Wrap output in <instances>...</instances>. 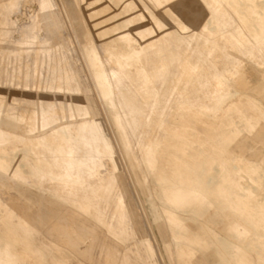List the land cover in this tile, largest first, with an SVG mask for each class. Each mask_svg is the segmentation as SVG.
Returning <instances> with one entry per match:
<instances>
[{
	"label": "bare ground",
	"instance_id": "1",
	"mask_svg": "<svg viewBox=\"0 0 264 264\" xmlns=\"http://www.w3.org/2000/svg\"><path fill=\"white\" fill-rule=\"evenodd\" d=\"M62 2L93 93L52 0L19 39L0 12V264H68L35 241L47 223L71 247L103 227L112 264H160L140 203L176 258L264 264V0Z\"/></svg>",
	"mask_w": 264,
	"mask_h": 264
},
{
	"label": "rangeland",
	"instance_id": "2",
	"mask_svg": "<svg viewBox=\"0 0 264 264\" xmlns=\"http://www.w3.org/2000/svg\"><path fill=\"white\" fill-rule=\"evenodd\" d=\"M52 1L56 5V7L58 8L59 12L61 13L63 20H64V23L68 24V25L65 24L66 29H67V37L70 39L72 48H73L74 53H75V58H76L77 64H78V66H80V69L82 70L86 79L88 77L87 83H88V85H90V89H92L93 86H92L91 80L89 79L90 76H89L87 67L85 65V61L80 56V48L82 47V45L86 41L84 38H86L88 36V33L86 32V30H87L86 22L84 20L79 19L78 22H76L74 24H70L69 23V16H68V14H66V12L64 10L62 0H52ZM76 1H78V0H76ZM12 2L14 5H16V7L14 5H13L14 7L13 6L8 7V0L7 1L6 0H0V4L2 5V6L0 5V12H1V17L3 14L7 13L8 17H10L9 19H11V21L13 23H15V25H12V27L16 31L13 30V28H12V30H11L12 33L11 32L10 33L13 35L14 39L16 37H18L16 39H19L23 35L22 31L23 32L28 31L31 27L34 26L35 22L38 20V17H37L38 12H39V10L41 11V0H12ZM35 13H36V15H35ZM33 16H35V17H33ZM30 21H31V23H30ZM17 26L19 29L16 28ZM22 28H24L25 30L24 29L22 30ZM36 31L40 32L41 35H43L44 29L38 25L36 27ZM0 34H2L1 31H0ZM1 36L2 35H0V39H1ZM3 44H5V43L3 42ZM6 45H9V46H13V45L14 46H23L24 45V46H26V44H20V42H18V41H14V42L8 41V42H6ZM7 50H9V49L8 48L0 49V52L7 51ZM18 75H20V74L18 73L17 76ZM5 76H6V74L2 75V80H5ZM16 81L18 82V79L15 80V82ZM13 90H14V92H12V95L16 96L17 92L15 91V89H13ZM92 91L94 92L93 89L91 90V92ZM95 99H96V101H98V103L96 102L97 111H98V114L101 118V122L104 125L105 134L108 138L110 137L109 139L112 141V145L116 151V154H118L117 157H120V159H118L120 170L124 173L126 178L128 177L127 180L129 179L131 181L129 183V186L132 185V188L131 187L130 188H131V190L135 191V192L132 191V195L134 198L135 197L137 198V199L135 198V200H137V205H138L140 203L139 197L142 198L144 196V194H143L142 190L140 189V187H138V186H136L137 191L135 190V188L133 186V181L131 180L129 173H128V170L126 168L125 160L122 157V155H120L119 152H117L118 147L116 145V142H113V140H112L114 138L113 129H112V127H111V125L107 119V116L105 114V111H104L99 99L97 97H95ZM209 119L213 120V116L211 115L209 117ZM259 120H262V119L259 118ZM108 128H109V130H108ZM109 131H111V132H109ZM110 133H112L113 136H111ZM114 141H115V138H114ZM120 160H122V162H124V163L120 162ZM120 163H122V164H120ZM122 167L125 168L127 174L124 172L125 170H123ZM3 195L5 198L14 197V192L11 190H7L3 193ZM9 204L12 205L16 211L17 210L20 211V209H18V207H16V204L14 205L12 203V201ZM139 207H141V208H139ZM145 207H146V205H145ZM138 211H140V222L143 225L146 234L150 237V239L152 241V245L154 246L155 257L157 256V259L159 258L158 261L160 264H165V262H166V264H195V262H194V260L196 259L195 256H194L193 260L189 261L190 257H188V255L185 257H182V258H176L173 253L170 254L168 252L166 246H165L166 244L164 242V239L161 236V233L159 232V228H158L157 223H154L152 225V228H151L149 221L146 217L142 203L139 204ZM141 211H143V212H141ZM143 214H144L145 219L143 217H141V215L143 216ZM142 218H143V220H142ZM143 221L146 224L143 223ZM70 224H72L71 221L66 223V225H70ZM61 225H63V224H61ZM51 226H52V223H47L44 226L43 225H37V227L34 229V235H33L35 241L39 245L48 246V251L50 252V255H49L50 259H51L52 255H56L57 257L62 256L63 250H60L59 247H60V245H64V246L66 245L70 248V255H69V258L67 261L68 264H82V263H80V260L83 261L84 264H112L113 260H112V256L110 255L109 252H111L112 247L115 246L116 243L111 241L110 236L105 232V229L103 227L96 225V229L94 232L95 238L92 236H86V237H83L84 235L80 236V240L78 241L77 245L74 247H71L68 244H66V242L64 241L65 239H64V237H62L61 232H60L61 229L55 228L54 230H52V233H50V234L47 233L50 231ZM75 229L76 228H70V227L68 228V230L70 232L71 231L73 232L72 233L73 236L78 234V232ZM96 240H97V243H96ZM90 244H92V245L89 248L88 253L83 255L82 251L84 249H86ZM79 250H82V251H79ZM161 253L163 254L164 260H163ZM196 253H198V252H196ZM31 260L32 259H30L29 262H31ZM160 260H161V262H160ZM197 264H204V262H202V263L198 262Z\"/></svg>",
	"mask_w": 264,
	"mask_h": 264
}]
</instances>
